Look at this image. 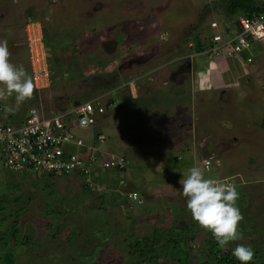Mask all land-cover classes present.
I'll return each mask as SVG.
<instances>
[{
  "label": "rangeland",
  "instance_id": "obj_1",
  "mask_svg": "<svg viewBox=\"0 0 264 264\" xmlns=\"http://www.w3.org/2000/svg\"><path fill=\"white\" fill-rule=\"evenodd\" d=\"M32 17L40 24L27 25ZM223 19L217 0H0V31H6L0 36L9 31L19 41L26 33L43 37L50 81L65 86L67 99L87 100L113 88L101 100L98 124L75 132L88 147L132 159L126 190L114 193L117 185L111 183L83 188L76 173L11 172L0 152L1 214L8 219L19 213L20 234L29 239L23 246L3 236L0 264L9 258L13 264H138L128 260L129 226L148 239L152 228L173 225L179 215L195 224L196 249L187 253L191 264L204 258L201 250L213 240L242 264H264V130L242 127L247 117H255L246 101L228 105L211 95L199 107L184 66L194 27L209 33L208 23L220 25ZM15 24L16 34L9 29ZM19 46L16 53L22 56L7 59L2 51L0 58L28 73L26 45ZM197 58L202 59L198 66H206L205 56ZM11 75L0 71L4 82ZM162 75L165 86L159 84ZM130 78L142 83L144 92L132 101L125 95L124 104L130 101L132 108L124 109L114 90ZM174 108L180 113L173 114ZM118 118V130L104 127ZM98 133L103 140L96 139ZM206 158L210 165L204 170L200 163ZM188 171L212 182L188 184ZM223 179L231 190L215 192V182ZM131 190L140 203L123 195ZM52 208L60 213L48 215ZM161 261L178 264L163 255Z\"/></svg>",
  "mask_w": 264,
  "mask_h": 264
},
{
  "label": "built area",
  "instance_id": "obj_2",
  "mask_svg": "<svg viewBox=\"0 0 264 264\" xmlns=\"http://www.w3.org/2000/svg\"><path fill=\"white\" fill-rule=\"evenodd\" d=\"M264 3L263 0H261ZM25 30V28H24ZM207 47L199 53L212 58H233L238 62H250V56L242 58V52L253 46L264 55V13L246 17L237 15L220 25L208 23ZM44 38L26 33L24 44L28 54L31 83L37 93L36 103L28 106L26 117L19 123L0 121V152L5 168L18 174L54 175L79 173L86 186L104 188L107 180L123 185L129 160L113 153L102 152L83 144V139L75 132L77 128H87L97 124V118L104 112L103 92L93 98L78 101L61 109L48 110L39 95L50 85V72L43 45ZM192 46V43L188 44ZM192 53L197 54V51ZM135 78L120 84L134 90ZM2 105L0 104V111ZM96 139L103 140L98 133ZM210 158L203 159L200 167L207 170ZM201 174V173H200ZM215 192L231 190L230 183L215 182ZM130 202L140 203L135 191L124 193Z\"/></svg>",
  "mask_w": 264,
  "mask_h": 264
},
{
  "label": "crops",
  "instance_id": "obj_3",
  "mask_svg": "<svg viewBox=\"0 0 264 264\" xmlns=\"http://www.w3.org/2000/svg\"><path fill=\"white\" fill-rule=\"evenodd\" d=\"M230 20H232V17H230ZM25 23H27V25L40 24L38 21L30 23L26 21ZM24 25H21L22 32L24 30ZM16 26L18 27V24L10 26L9 29H11V33L12 31H14L15 33ZM39 27L41 28V26ZM1 32L4 33L6 31L1 30L0 34ZM7 34V37H5V35L0 36V53L4 51L3 54H6L5 57L7 59H11L12 56H18V54L20 56L21 53L19 52L17 54L16 52L20 47L19 45L24 44V41H19V39H17V36L11 35L9 31L7 32ZM254 48L250 51H244L242 53L243 58H245V56L251 57L250 62H238L233 58H212L208 57L207 54L204 53H192L186 55L188 56V58L184 66L186 72L189 73V76H192V80L189 83V88L191 94L197 98L196 100L199 107L202 108L204 99L211 95H214V99L216 101H226V104L228 105H234L231 103H235L237 105L241 102L246 101V103L251 104V106L246 105V107L251 108L250 111H247L255 117H247L248 123L242 124V127L246 130L259 132L261 130H264V128L260 126V123L264 118V82L260 81V74L263 70L262 68L264 65V55L258 52V48ZM25 54L28 64L27 53ZM199 55L205 56V58L203 59V63L206 66H198L200 64V61L202 60L201 58H197V56ZM6 62H4L3 58H0V71L2 68L4 69V72L11 71L12 77L8 78L5 82L0 78V104L2 105V110L0 111V120L2 122L8 123H12L11 121H13L14 123H19L26 117L25 109L28 106L36 103L37 93L31 83L29 66L28 73L26 70L27 68L25 67V69L19 67V71L16 72V69L18 70V67L9 64L7 65ZM165 75H162L160 77V85L165 86L168 84V82L165 80ZM138 77H141V75ZM175 77H177L176 74H174L172 78L175 79ZM59 84L60 83L49 86L48 88L41 90V92L39 93L43 104L48 108V110H61L79 101L74 97H72L70 100L67 99L68 94L66 93L65 86H63V84ZM125 90L126 92H124ZM114 91L116 92L115 96L117 98V103L121 104V108L124 109H128L129 106L130 108H132V102L130 103V101H127L128 104H124V101L126 100L125 95H128V99L132 101L139 96V93L144 92L143 85L142 83H139V81H137V83L134 82V90H130V88L126 86L118 85L117 87H115ZM135 92H137V94ZM58 96L59 98H57ZM237 100L239 101V103H236ZM111 102L112 100L109 99L108 103ZM241 106L242 105H240V107ZM173 112V114L180 113V109L174 108ZM257 117L259 119H257ZM192 119L195 120L194 118ZM114 120L116 122L115 124L105 123L104 127L110 131L114 129L118 130L119 126L122 125V122L119 121V118ZM254 120L255 122H257L255 123L257 125L253 123ZM237 135L238 134L236 133V130H232L231 138L233 141L237 138ZM235 142H237V140H235ZM131 160L132 159H130V161ZM186 178L189 180L186 182L188 184H191L192 182V185H196L198 180H201L202 182H212V180L209 178L197 180L191 172H189Z\"/></svg>",
  "mask_w": 264,
  "mask_h": 264
},
{
  "label": "trees",
  "instance_id": "obj_4",
  "mask_svg": "<svg viewBox=\"0 0 264 264\" xmlns=\"http://www.w3.org/2000/svg\"><path fill=\"white\" fill-rule=\"evenodd\" d=\"M217 4L223 10L224 19L222 23H229L230 17L233 18L237 15H244L246 17H250L252 15H259L264 13V3H262L261 0H217ZM26 21L33 22L39 20L35 17H32L27 18ZM195 30L196 28L194 27V37L192 39V46L193 50L199 52L207 47L208 34L205 31L199 32ZM246 57L247 56H245V58ZM55 84L56 83L51 81L50 86ZM76 91L78 92V90ZM260 126L264 128V118L262 119ZM176 158L177 157H175V159ZM77 174L79 175V173ZM45 175L48 177L57 176L52 173H47ZM80 183L82 184L83 188H90L86 186V183H84L83 177L81 176ZM110 183L114 184L112 180H107L104 183V187ZM125 186L126 182L123 185L115 186V191L113 190L114 193L120 188H123L120 189V191L126 190L127 187L125 188ZM1 200H3V198ZM15 200H17V197H15ZM1 210L2 207H0V226L3 224L6 225L7 223V227H5V232H0V239H2V237L4 236L6 237L7 241L8 239H11L14 244H22L23 246H27L26 244L29 242V239L23 234H20L19 221L17 217L19 216V213L16 216L13 215L14 218H10L9 215L7 219L6 215L2 216ZM46 212L48 215L52 213H60L55 208H52L50 210L46 209ZM194 225L195 224L192 223V221H188L184 219L181 215H179L173 225L166 227L155 226L154 228H152L151 231L148 232V239L137 237L135 233L132 232L134 226L131 227L130 225L129 232L127 233V236L125 238V244L128 248V260L130 262H137L138 264H169L165 261L158 262V258L163 255L165 258L171 259L172 261L175 260L176 262H178V264H191L189 260L190 257L187 258V253H190V250L194 248L196 249V246L194 244ZM167 248L169 249L168 251L166 250ZM201 251L204 258L200 259L197 264H242L239 259H235L231 256V251L229 249L218 245L214 240L210 243H206L204 250ZM181 259H185V262L183 263ZM8 264H13L10 258Z\"/></svg>",
  "mask_w": 264,
  "mask_h": 264
},
{
  "label": "clouds",
  "instance_id": "obj_5",
  "mask_svg": "<svg viewBox=\"0 0 264 264\" xmlns=\"http://www.w3.org/2000/svg\"><path fill=\"white\" fill-rule=\"evenodd\" d=\"M192 45H193V44H192ZM188 46H189V45H188ZM191 50H192V51H191L189 54H192V52L194 51V50H193V46H192V49H191ZM199 52H200V51H199ZM199 52H198V53H199ZM49 86H50V85H49ZM112 90H113V89H111V90H109V91L106 90L105 92H108V93H109V92H111ZM102 93H103V92H102ZM75 103H76V102H75ZM75 103H74V104H75ZM103 139H104V138H103ZM202 160H203V159H202ZM17 174H18V173H17ZM202 177H204V175L201 176V174H200V178H202ZM203 179H204V178H203ZM132 191H133V190H132ZM135 192H136V191H135ZM136 193H137V192H136ZM217 193H219V192H217ZM137 195H138V194H137ZM138 197H139V196H138ZM140 202H141V200H140Z\"/></svg>",
  "mask_w": 264,
  "mask_h": 264
}]
</instances>
